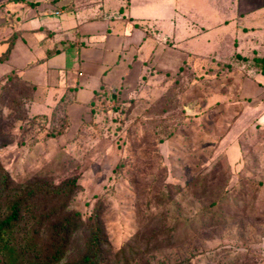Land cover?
Listing matches in <instances>:
<instances>
[{
	"label": "rangeland",
	"instance_id": "1",
	"mask_svg": "<svg viewBox=\"0 0 264 264\" xmlns=\"http://www.w3.org/2000/svg\"><path fill=\"white\" fill-rule=\"evenodd\" d=\"M126 1L93 0L103 2L110 16L96 18L103 13L93 5L96 12H86L91 19L76 34L82 39L79 49L66 48L53 60L56 68L34 64L23 76L38 85L37 92L30 94L20 83L0 102L1 164L19 181L34 174L58 181L74 173L78 190L70 209L87 215L101 204L108 264H261L264 242H258L257 227L264 215L259 184L264 173L251 157L264 147V129L255 132L236 120L239 101L248 100L241 91L248 75L238 66L220 71L216 63L186 55L187 49L209 45L196 36L187 37L186 45L176 34L161 40L154 24L166 34L195 32L171 12L172 0H129L127 12L144 28L133 26L124 9L116 14ZM38 12L32 24L42 18ZM42 14L46 27L59 24L60 16ZM186 15L188 21L197 14ZM61 17L66 20L70 12ZM1 26L0 38L7 31ZM226 33L229 43L233 39ZM40 36L45 32L23 33L35 58L43 55ZM263 41L257 31L238 35L245 53L255 48L263 54ZM5 49L0 43V54ZM5 70L0 65V76ZM55 77L61 86L79 82L75 101L61 107L56 98L46 102L43 88ZM259 77L264 81L263 73ZM96 88L113 90L106 100L109 108L86 104ZM30 97L38 111L48 105L45 119L29 116ZM232 148L249 160L238 174L229 168ZM199 179L205 181V194L196 192ZM157 236L170 242L157 247ZM80 246L74 241L73 254Z\"/></svg>",
	"mask_w": 264,
	"mask_h": 264
},
{
	"label": "trees",
	"instance_id": "2",
	"mask_svg": "<svg viewBox=\"0 0 264 264\" xmlns=\"http://www.w3.org/2000/svg\"><path fill=\"white\" fill-rule=\"evenodd\" d=\"M25 2L32 6L37 4V1L27 0ZM159 38L162 40L163 37ZM14 42L15 33L14 36L10 35L6 49L0 54V64L8 59ZM207 56L203 60H208L209 64L216 63L220 71L234 69V66H238L256 81L258 80L255 77L256 74H264V55L247 56L235 53L228 58ZM257 82L261 84L260 81ZM20 83L27 88L30 94L37 89L36 84L23 78L18 69L13 68L2 74L0 76V102L4 103L7 95L20 87ZM102 85L101 82L99 88ZM99 88L92 90V95L86 104L92 107L99 105L104 110L109 108L106 100L109 97L112 98L113 90L111 88L100 90ZM77 90L78 85H74L65 87L61 92L51 91V101L56 98L54 101L56 105L66 106L75 101L74 94ZM29 99L30 101H27L29 116H40L45 119L49 114L45 111L48 105L44 110L38 111L34 99L31 97ZM114 101L117 104V96ZM229 154V168L238 174L241 172L240 168L243 163L247 164L249 160L240 156L234 148ZM246 157L249 158V155ZM251 158L256 170L259 171L261 166L257 153L252 154ZM199 180L201 186L196 192L205 194L207 190L205 181ZM259 184L261 187L264 186L261 179ZM77 190L78 178L74 173L58 181L47 179L40 174H34V176L19 181L0 162V264H108V241L100 212L101 204H94L87 215H83L79 210L70 209V200ZM259 225L257 227L260 229L258 242L262 243L264 241V215ZM80 231H84L82 236L79 234ZM154 240L157 242V247H163L170 242L169 238L157 241L158 236ZM74 241L80 243L81 246L74 250L73 254L71 247ZM155 241H152L153 245ZM240 254L242 255V252ZM247 256L248 253L245 252L243 257L246 259ZM254 261L251 259L252 263H255Z\"/></svg>",
	"mask_w": 264,
	"mask_h": 264
},
{
	"label": "crops",
	"instance_id": "3",
	"mask_svg": "<svg viewBox=\"0 0 264 264\" xmlns=\"http://www.w3.org/2000/svg\"><path fill=\"white\" fill-rule=\"evenodd\" d=\"M25 1L27 0H0V22L1 25L5 24V29L7 30L4 32L5 37L2 36V38H0V43L5 44L6 48L10 34L12 35L13 32L15 33V42L10 55L6 61L0 64L7 69L3 71L2 74L15 68L18 69L23 78H25L23 76L25 71L33 67L34 64L46 63L48 64L49 69L56 68L53 60L58 57L66 48L77 46L79 49L82 39L76 34L79 33L80 25L90 21L91 18H89V15L92 14V12H96L94 6H96V9L100 10L101 6L104 5L103 2H98V4H96L97 2H93V0L89 2L84 0H30L37 1L36 7H34V5L30 7V5ZM170 3L171 12L178 14L179 17L186 20L189 27L195 28V32L191 33L184 31L179 35V32H177L176 29L170 34H166L163 30L158 29L157 25L154 24L152 27H155L156 34L159 32L161 37L164 38V42H167L178 35L182 38L181 42L185 45L188 43V41H185L187 37L195 36L196 39L209 44H204L206 46L203 45V47L198 46L196 49H187L186 55L191 54L201 59H205L207 55H212L219 58H228L235 53H240L241 55L247 56H253L254 54L264 55V53L258 54L257 49L255 48L250 49L251 51L253 50L252 54L245 53L243 51V45L238 43V35H241V37L250 36L252 32L255 33L256 31L263 34L264 38V0H172ZM126 4L127 6L123 5L117 9L116 14L118 12L121 15L123 9L127 12L129 0L128 3L126 1ZM37 8L39 9L37 15L41 16L42 18H38L40 21H38L36 24H32V22L35 21L33 16L35 15L34 12H37ZM57 10L59 12L55 13ZM67 10L70 12V17H67V19L64 20V16L62 18L61 15L66 14ZM101 10L103 15L101 14L96 18L105 19L110 16V14H108L106 11H103L102 8ZM42 12L54 16H60L59 24L53 29L46 27L44 22H42L44 20V14H42ZM86 12L89 13L88 16L85 15ZM130 13L131 12L129 11L126 13V15H123L124 17H128L127 20L133 22V26L137 28H144L146 26L144 23L139 22V19L134 20L136 17H133V14ZM186 13H196L197 15L195 17L193 16L195 20L190 18L187 21ZM81 14H83V18ZM75 17L77 19L76 21H73ZM8 18H11V23H9ZM84 18L88 19L84 20ZM69 22H73L70 27L71 29H74L73 35L68 34L70 28L65 27L64 25V23L66 24ZM0 28H2V26ZM109 28L110 27H107V31H109ZM224 29L227 31H224ZM40 31L42 33L43 31L45 32V36L42 38L40 36L38 40V43L42 47L43 55L35 58L27 45L28 42L26 41V38L23 37V33L24 35H27L28 33L36 34ZM131 31V29L128 30V32ZM226 32H229L233 39L229 43H226L224 40V36L227 34ZM110 33L113 34V31ZM118 51L120 52V50H117L116 52ZM119 52L116 56L117 61H119ZM79 72L80 68H78V73ZM259 74L260 73L256 74L255 77L258 79L257 81L261 82V84H259L256 79H253L250 76L243 78L241 83V91L245 93V96L248 98V100L239 101L237 108L238 113L236 117V120L239 122V124L241 123L244 126H254V128H256L254 129L255 132H260L259 129H264V81L259 77ZM56 79V77L50 78L49 84L45 85V88H43V93L46 94V97L49 95L46 98V102L51 100L49 98L51 96V91L61 92L67 86L78 85V90L76 91V93H78L80 89V84L78 81L72 85H66L68 83L67 82L65 83L66 86H61V84H58L59 81ZM46 83H48V81H46ZM36 86L38 88L37 84ZM257 156L258 162L261 166L260 170L264 173V147L257 153ZM261 180L264 184V175ZM260 263L264 264V261H261Z\"/></svg>",
	"mask_w": 264,
	"mask_h": 264
},
{
	"label": "built area",
	"instance_id": "4",
	"mask_svg": "<svg viewBox=\"0 0 264 264\" xmlns=\"http://www.w3.org/2000/svg\"><path fill=\"white\" fill-rule=\"evenodd\" d=\"M59 11L57 10L55 13H58Z\"/></svg>",
	"mask_w": 264,
	"mask_h": 264
},
{
	"label": "water",
	"instance_id": "5",
	"mask_svg": "<svg viewBox=\"0 0 264 264\" xmlns=\"http://www.w3.org/2000/svg\"><path fill=\"white\" fill-rule=\"evenodd\" d=\"M114 96V95H113Z\"/></svg>",
	"mask_w": 264,
	"mask_h": 264
}]
</instances>
